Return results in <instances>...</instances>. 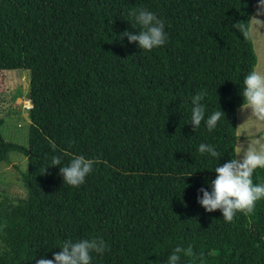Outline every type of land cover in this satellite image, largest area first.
Instances as JSON below:
<instances>
[{
  "label": "trees",
  "instance_id": "1",
  "mask_svg": "<svg viewBox=\"0 0 264 264\" xmlns=\"http://www.w3.org/2000/svg\"><path fill=\"white\" fill-rule=\"evenodd\" d=\"M140 9L164 20L163 46L120 39L140 30ZM254 13L253 0H0V72L30 73L28 146L0 132V163L13 152L28 161L27 197L0 200V240L8 222L17 264L92 237L108 246L92 264H166L178 246L194 251L180 264H264V198L232 222L197 202L236 155L243 80L258 64ZM200 91L206 118L226 114L212 131L190 123ZM201 143L219 155L200 153ZM76 155L97 162L73 187L52 158ZM253 181L264 184V169Z\"/></svg>",
  "mask_w": 264,
  "mask_h": 264
},
{
  "label": "clouds",
  "instance_id": "2",
  "mask_svg": "<svg viewBox=\"0 0 264 264\" xmlns=\"http://www.w3.org/2000/svg\"><path fill=\"white\" fill-rule=\"evenodd\" d=\"M259 6L264 8V0H260ZM133 15L136 23L140 25V30L136 34L125 30L120 39L127 37L129 43H136L139 48L148 51L163 46L167 42L165 22L156 13L140 9ZM252 19L258 21L261 27L264 26V23L255 17ZM233 27L243 36L249 35L241 22L236 23ZM243 85L241 95L244 102L241 105V110L251 109V118L264 121V73L252 70L244 78ZM205 95V91H200L191 97L190 123L194 130L203 121L208 131H212L216 128L218 121L226 116L220 108L206 118V109L202 103ZM52 147L55 149L54 144ZM198 151L202 154L209 153L212 157L219 155L213 145L205 143L199 145ZM96 162L83 155H76L67 165H62L61 157L53 156L52 167L59 166V175L62 176L64 183L78 187L92 173ZM258 168L264 169V135L247 141L246 146L240 143L234 157L222 166H216L213 170L216 177L210 181L209 185L211 190L201 187L199 192L202 193V196L198 195L197 202L206 212L220 210L225 222H232L237 212L252 213L256 202L264 198V184L253 181V174ZM107 248L106 242L99 237L79 238L75 241L67 239L60 245V251L53 253L52 259L40 258L36 260L35 264H92V253L103 255ZM181 253L187 257L194 256L191 246L186 249L178 246L168 256L166 264H180ZM200 261L203 264L202 256Z\"/></svg>",
  "mask_w": 264,
  "mask_h": 264
},
{
  "label": "rangeland",
  "instance_id": "3",
  "mask_svg": "<svg viewBox=\"0 0 264 264\" xmlns=\"http://www.w3.org/2000/svg\"><path fill=\"white\" fill-rule=\"evenodd\" d=\"M254 16L264 23V8L260 0H253ZM250 34L258 57L256 71L264 73V26L252 19ZM30 73L25 70L0 72V132L11 143L28 146L29 128L31 125L29 109ZM251 109L238 110V145L247 144L257 136L264 135V121L251 118ZM11 164L0 163V200L7 197L13 201L25 199L27 191L24 188L23 176L28 173L27 158L17 152L10 154ZM4 222L2 239L0 240V264H17L12 258V246L9 242L7 227Z\"/></svg>",
  "mask_w": 264,
  "mask_h": 264
}]
</instances>
